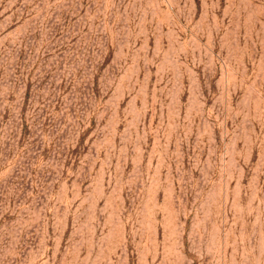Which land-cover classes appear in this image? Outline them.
Segmentation results:
<instances>
[{
    "label": "rangeland",
    "instance_id": "obj_1",
    "mask_svg": "<svg viewBox=\"0 0 264 264\" xmlns=\"http://www.w3.org/2000/svg\"><path fill=\"white\" fill-rule=\"evenodd\" d=\"M0 264H264V0H0Z\"/></svg>",
    "mask_w": 264,
    "mask_h": 264
}]
</instances>
